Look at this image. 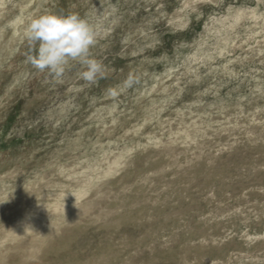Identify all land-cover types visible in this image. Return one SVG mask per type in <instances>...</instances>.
Here are the masks:
<instances>
[{"label": "rangeland", "instance_id": "1", "mask_svg": "<svg viewBox=\"0 0 264 264\" xmlns=\"http://www.w3.org/2000/svg\"><path fill=\"white\" fill-rule=\"evenodd\" d=\"M46 12L102 78L30 63ZM0 264H264V0H0Z\"/></svg>", "mask_w": 264, "mask_h": 264}, {"label": "clouds", "instance_id": "2", "mask_svg": "<svg viewBox=\"0 0 264 264\" xmlns=\"http://www.w3.org/2000/svg\"><path fill=\"white\" fill-rule=\"evenodd\" d=\"M25 38L35 53L29 55L28 60L51 77L61 78L70 61L82 66L79 77L89 84L105 74V66L90 54L91 47L96 43V33L76 13L60 15L46 12L36 15L28 23ZM132 83L130 79L129 86Z\"/></svg>", "mask_w": 264, "mask_h": 264}, {"label": "bare ground", "instance_id": "3", "mask_svg": "<svg viewBox=\"0 0 264 264\" xmlns=\"http://www.w3.org/2000/svg\"><path fill=\"white\" fill-rule=\"evenodd\" d=\"M98 263V262H97Z\"/></svg>", "mask_w": 264, "mask_h": 264}]
</instances>
